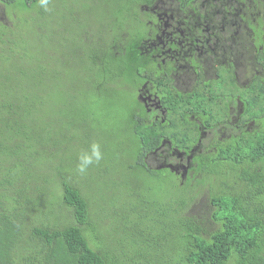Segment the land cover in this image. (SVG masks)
<instances>
[{
	"label": "trees",
	"instance_id": "trees-1",
	"mask_svg": "<svg viewBox=\"0 0 264 264\" xmlns=\"http://www.w3.org/2000/svg\"><path fill=\"white\" fill-rule=\"evenodd\" d=\"M150 2L0 0L16 26L0 19V264H264V79L243 112L261 133L186 177L149 166L166 128L139 120L141 56L123 47ZM228 80L211 97L225 118Z\"/></svg>",
	"mask_w": 264,
	"mask_h": 264
},
{
	"label": "flooded vegetation",
	"instance_id": "flooded-vegetation-1",
	"mask_svg": "<svg viewBox=\"0 0 264 264\" xmlns=\"http://www.w3.org/2000/svg\"><path fill=\"white\" fill-rule=\"evenodd\" d=\"M170 2L169 8L164 0L142 6L149 18L142 21L144 37L133 30L136 45L123 48H135L141 56L135 89L144 114L139 120L166 128L159 148L147 154V164L170 165L186 177L206 155L215 162L225 140L243 130L261 133V121L243 112L251 106L260 110L262 102L251 89L255 85L257 91L264 79V0ZM258 42L262 45L257 47ZM231 73L239 92L226 87L221 104L228 106L225 118L211 97L221 94ZM190 141L192 149L186 145Z\"/></svg>",
	"mask_w": 264,
	"mask_h": 264
},
{
	"label": "rangeland",
	"instance_id": "rangeland-1",
	"mask_svg": "<svg viewBox=\"0 0 264 264\" xmlns=\"http://www.w3.org/2000/svg\"><path fill=\"white\" fill-rule=\"evenodd\" d=\"M170 6H171V2H170V0H164V7L169 8ZM7 14H8L7 12H6V14L4 13V9H3V7L0 5V19H1V23L3 24V26L11 27L14 31H16V26L13 24V19L10 18V17H8ZM4 15H6L7 17L4 16ZM13 15H16V14H13ZM50 21H51V20H50ZM17 26H18V25H17ZM248 56L250 57L249 54H248ZM15 64H16V66H17V69H16V70H18V69L23 70V67H20V66L22 65L21 63H15ZM0 80H1V76H0ZM16 82H17V81H16ZM22 82H26V80H24V81H22ZM19 84H20L19 89H20L21 91H23L24 89L28 88V87L25 86L24 84H21V83H19ZM199 86H200V88L203 87L202 84H200ZM200 88H199V89H200ZM186 99H187L186 97L183 98V100H186ZM0 100H2V101L7 100V98H6V96H5L4 93H1V92H0ZM177 116H179V115H177Z\"/></svg>",
	"mask_w": 264,
	"mask_h": 264
},
{
	"label": "clouds",
	"instance_id": "clouds-1",
	"mask_svg": "<svg viewBox=\"0 0 264 264\" xmlns=\"http://www.w3.org/2000/svg\"><path fill=\"white\" fill-rule=\"evenodd\" d=\"M145 127H147V128H154L153 126H151L150 124H148V123H146V122H143L142 123ZM95 155L97 156V158H99V152L98 151H96L95 152ZM90 162V161H89Z\"/></svg>",
	"mask_w": 264,
	"mask_h": 264
}]
</instances>
